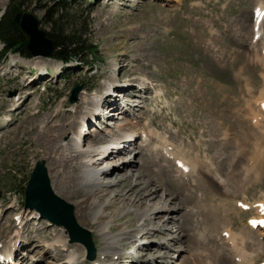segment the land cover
Instances as JSON below:
<instances>
[{
	"label": "rangeland",
	"instance_id": "374dc122",
	"mask_svg": "<svg viewBox=\"0 0 264 264\" xmlns=\"http://www.w3.org/2000/svg\"><path fill=\"white\" fill-rule=\"evenodd\" d=\"M18 1L23 13L36 16L41 29L50 32L53 27L50 17L45 8L39 7L53 8L57 17L65 0H47L38 6L34 0ZM261 1L78 0L65 6L63 13L64 17H72L73 20L68 19L72 21L70 27L75 25L78 30L89 21L87 37L99 50L97 59H90V66L77 63L65 66L54 57L30 54L5 56L0 42V242L15 234L19 215L29 221L18 237L15 255L18 264H74L67 261L73 252L77 255L75 264H193L191 260L199 256L211 264L221 262L220 253L226 251L222 249L223 240L220 241L224 238L222 226L240 236L248 227V218L256 213L255 209L243 211L238 201L250 204L264 201V160L258 163V155L264 151V112L258 102L264 98V64L258 57L263 55L264 36L253 44L252 12L259 2L264 3ZM11 2L0 0V14ZM53 69L56 71L51 72ZM35 76H40V81L44 76V81ZM141 83L149 87L145 88L146 93L140 92ZM113 84L126 88L115 90L113 97L121 91L135 93L124 99L116 96L117 100L111 101L115 105L118 101L128 104L134 113L124 119L111 118V123L102 127L97 114L89 126L95 129L87 135L118 127L129 133L136 129L146 132L151 126L158 130L155 135L152 132L146 135L148 146L139 139L135 150L123 152L125 157L121 159H136L131 160L133 167L122 171L108 169L102 177L95 174L89 177L85 171L87 159L77 161L71 144L78 129L85 125L93 95L106 94L108 98V89ZM127 84H134L131 86L134 90ZM77 87L82 91L72 103ZM14 93L22 96V100L15 102ZM165 138L182 149L193 163L202 160L201 170L197 166L195 171L196 180L195 173L185 177L189 182L181 180L186 189H191L189 193L208 198L209 209L215 206L213 215H202L195 202L173 209L172 196L159 188L165 175L171 180L176 175L173 163L169 165L163 158L165 154L155 146ZM49 139L54 142L49 144ZM86 140L85 148H97L95 160L100 148L109 144L98 138ZM62 145L68 151L59 149ZM134 151L138 154L131 157ZM50 154L55 161L66 159L77 165L81 180L76 189L97 193L91 201V221L77 220L92 235L93 260L86 250L71 243L64 228L52 225L50 220L39 217L38 210L31 211L25 206V190L38 162H44L51 182L47 161L54 166ZM254 156L256 164L252 161ZM115 160L110 158L108 163H116ZM144 165H150L148 171ZM142 169L147 173L143 177ZM66 170L71 171V164L59 168L61 175ZM208 175L214 177L217 185L205 189L200 178ZM127 176L132 177L133 183L142 182L150 192L160 189L159 196L138 206L134 196L125 195L117 184ZM97 177H101L100 182ZM219 183L224 184L223 190ZM173 185L175 191L182 192L181 186ZM62 199L73 205L76 218H80L75 201ZM158 215L160 219L163 217L161 223ZM184 219L193 221L191 230L177 231ZM143 229L158 239L161 246L148 244L137 250ZM212 234L217 243H213ZM57 237L61 243L51 246ZM260 239L264 242V236ZM228 245L230 248L231 244ZM263 260L264 255L257 263Z\"/></svg>",
	"mask_w": 264,
	"mask_h": 264
},
{
	"label": "bare ground",
	"instance_id": "6f19581e",
	"mask_svg": "<svg viewBox=\"0 0 264 264\" xmlns=\"http://www.w3.org/2000/svg\"><path fill=\"white\" fill-rule=\"evenodd\" d=\"M166 1H170L171 2L172 0H166ZM259 5L264 6V3H260ZM263 26H264V22H263ZM263 32H264V29L261 31V33H262L261 40H263V36H264ZM254 37H255V35H254ZM258 57H259V62L261 64H264V55L261 56V54H260V55H258ZM46 60L53 61L52 59H46ZM19 66H21V65H19ZM55 71H56V69H53L51 72H55ZM51 75L54 77L56 74H52L51 73ZM127 85L130 88H131V86H134V84L133 85L127 84ZM117 87H119V86L114 87V84L111 85L109 87V89H108V91H109L108 94H110L112 91L120 89V88H117ZM139 87H140L139 88L140 92L143 91L144 93L147 92L145 88H149L148 86H145V83H141ZM122 89L125 90L126 88H121L120 90H122ZM130 90L131 91L134 90V87H132ZM120 94L122 96H120ZM134 94L135 93H133V92H131V93L128 92L126 94V92L121 91L120 93L117 94V97L120 98V99L121 98L124 99L126 97V95H134ZM113 95H114V92L111 93L108 96V98L106 96L105 99H104V104H106V106H108V104H109V106H110V107L108 106L109 108L112 107V108L117 109V107H118V109L116 111H110V112H109L108 109H106V111H107L106 114H107V116H109V118L105 121V123H104L105 125H106V122L109 125V122L112 119H115V118H118V119L123 118L124 119L126 117V115H128V111L130 113L132 112V110L131 109L129 110V108H127V110H125V107H120V106H122V104H120L119 101L116 102V105L114 103L115 101L111 102L113 100ZM117 97L114 100H117ZM16 98L17 97H15V100H16ZM18 98H19V96H18ZM102 99L103 98L100 97V96L93 95V98H91V101L89 103V104L92 105V108H91L90 112H87V115H86L87 118H91V117L95 118V116L98 114L99 111L104 110L103 108L100 107V102H101ZM19 100H22V98H19L18 101ZM118 103H119L120 106L118 105ZM46 127H47V125H46ZM84 127L87 128L86 123H85V125H83L82 127H80L78 129V131H77L78 133L76 135V138L81 139L82 133H84V131H85ZM81 128H83V129L81 130ZM121 128L122 127L114 128V130H111V131H108V132H107V130H105L106 132H104V133L103 132L102 133L99 132L100 134L97 133L95 135H92V134L91 135H87L89 132L93 133V131L89 128V130L85 134L84 138L82 139V142L79 143L76 139L74 141H72V144H71L72 148L71 149L74 152L77 153V155L75 157V158H77L76 160L79 161V160L87 159V165H85L86 166L85 171L89 175V177L94 175V174L95 175H100L102 177L106 173V171H104V168H106V167H107V170L109 169V170H112V171H122L124 168L133 167V162H135L136 159L134 161L132 160L133 162L131 160L130 161L125 160V158L121 159V158L125 157V155H123V152H126L129 149L134 150L133 147H134L135 143H137V141L139 139H141V138L143 139L144 137L147 139V137H146V135H147L146 132L147 131L146 132L140 131L141 132L140 133L136 129V130H133L132 132L129 133V132L123 131ZM150 128H151L150 132L154 133V135H155L157 132H153V129L155 131H157L158 129H156L154 126H151ZM51 129H52L51 127L48 128V130H51ZM96 132H98V130ZM117 133H118V135H117ZM132 137L136 138L135 143H134L133 146H132V144L130 145V142L133 141L131 139ZM262 137L264 138V135ZM86 138L88 140L89 139H97L98 138V139H101V143H104V144L109 142V144L104 146V147H101V148L98 147V148H100V150L102 152L107 150V149H109L108 151H110L111 153H109L108 159L103 161V162H101V163L99 162V159L95 160L93 155H94L95 152H97V148L96 147L85 148L86 141H87ZM146 141H145L144 145L148 146V142H146ZM53 142H54V139H49V144H51ZM100 146H102V144ZM155 146L159 150H161L163 153H165L166 156L168 155L169 157L173 158V161L175 162V165H176V167L174 168L176 175H173L176 180L175 179L171 180L169 175H165L164 178L159 182V188H164L167 191V194L172 196L173 200L177 199V202L175 200H174V202H172L173 200L171 201V203H173V206H175L173 209H177V207H180V206H183V205L185 206V205H187V204H189L191 202H195L196 203V207L200 210L202 215H204V216L213 215L212 212H215V206L213 205L209 209L208 198L207 197L197 198L195 195L189 193L188 190L191 191V189L189 187L186 189L185 188V182L181 180V178L192 176L195 173L197 166H199V168L201 170V167H202L201 161L202 160L200 158H198L201 161L198 160V161H196V163L195 162L193 163L192 161H190L186 157V155H185V153H184V151L182 149L178 148V146H177V148H175L174 145L171 143V141L166 139V138H165L164 141H160L158 144L156 143ZM170 146L173 148L171 151H169V149H168ZM59 149H62L63 151L67 150V149H64L63 145L60 146ZM120 149H123V151L115 153V152H117ZM145 151L148 152L147 150H145ZM129 152L131 153V151H127L126 153H129ZM135 152L136 151L132 152L131 156H135V154H138L137 152L136 153ZM262 154L264 155V151L260 152L259 155L263 156ZM126 155H128V154H126ZM259 155H258V163L259 162L261 163L264 160V156L260 160V156ZM113 157H115V159H117V160L114 161L116 163H108L110 158H113ZM49 158L53 159V160H51V164L54 166V168H52L51 165H50V162L47 161L48 168H49V173H50V178H51L50 184H51V189H52L53 193L55 195L57 194V195L61 196L62 198L66 199L68 201L69 200H74L75 201L76 210H78L79 216H80V218L79 217H78V219L76 218V221L80 220V222H84V223L88 222V221H91L90 220V216H91L90 210H91V205H92L91 201L97 196V193L96 192H82L81 190L76 189V184H79V182L81 180V178L78 176L79 169L76 167L77 166L76 164L73 165V162L70 163L66 159L63 160V161H61V160L60 161H55L54 157L52 156V154H50ZM128 158H129V156H128ZM256 159H257V156H254L255 164H256V161H257ZM121 160H123L124 162H123V164L120 165ZM177 161H182L186 165L188 164V166L190 168L189 172L185 173L181 169H179L178 165H177ZM141 162H142V160H141ZM141 162H140V164H141ZM99 163L104 165V166L102 168H99L97 166ZM69 164H71V171L66 170L65 174L61 175L60 172H59V168H61V169L62 168H67V166ZM169 165H171V164L169 163ZM149 167H150V165L149 166L148 165H144V168L147 171L149 170ZM58 172L60 174L59 176L56 175ZM141 172H142V174L140 176H142V177H143L144 174H147L144 169H142ZM114 176H117V173ZM232 176H233V174H232ZM55 177L58 178V181L55 179ZM101 177H97L95 179H97L99 181ZM48 178H49V176H48ZM90 179L92 180V178H90ZM194 179L196 180V173H195ZM68 180H69V182H68ZM214 180H215L214 177H212L210 175L200 178L202 186L205 189L213 188V184L214 185L216 184V183H214ZM117 184L122 186L123 193L125 195H131V196L133 195L134 196V199H135L134 202H137L138 206H143L146 202L153 201L159 196L160 189L155 190L154 192H150V189L148 190L147 188L143 187V183L142 182L133 183V180H132L131 176H127V177H125L122 180L119 179L117 181ZM173 184H177L178 186H181L182 189H183L182 192L178 193V191H175L173 189V187H174ZM219 185L221 186V188L223 190L224 189V184L223 183H219ZM197 187H198V184H197V181H196L194 183V188L196 189ZM218 190H219V188H218ZM225 191H226V189H225ZM225 191H224V193L227 192V191L226 192ZM220 194H221V192H220ZM224 196H226V195H224ZM223 206H222V208H223ZM257 215H258V213H257ZM75 216H76V214H75ZM217 218H219L218 215H217ZM255 218H260V217L258 215ZM162 219H163V217H162ZM162 219H160V215L157 216V220L159 221V223L162 222ZM78 222L79 221H77V223ZM21 226H22V224H20V226L17 227V230L15 231L14 235H11L7 240L0 242V252L3 253L7 257V259L14 260L15 264H18V262L16 261V256H15L16 255V249L15 248L17 247L16 244H17V241L20 238L19 237L20 236V231H22V230H24L26 228L27 223H25V226H24L25 228L23 227L21 229ZM192 226H193V221H191L189 219H184L183 224L181 225V227L180 226L178 227L177 231H179V230L181 232H185L187 230L190 231ZM221 230H222V234L224 232H227L230 235H229V240H227L225 238H220V241L223 240V245H225L222 249H225L226 251L223 250L225 252L220 253L221 262L219 264H230V263L231 264H238L236 262V260H235L236 257L239 259V264H256L258 259L261 256L264 255V242H262L263 240L261 241V239H260V236L264 235V231L263 230H260V229L253 230L252 228L247 227V228L244 229L245 232L241 231L242 234L240 236L234 235L233 237H231L232 231L229 230V227L222 226ZM65 231H66L67 235H69V233L67 232L66 229H65ZM143 231H144V233L147 232L144 229H143ZM158 233H161V232H158ZM204 233L205 232H203V235H204ZM149 234H151V233H149ZM210 234H211V231H210ZM213 236H214V242L213 243H217V237L215 235H213ZM16 237L17 238L19 237V238L16 240ZM8 241H9V243L7 244ZM229 241H231V247L230 248L228 246V242ZM56 242L57 243H61V241H60V239L58 237H57V239H55V241L52 242L51 246L55 245ZM75 244L80 249H83L84 252H85V250L88 251L84 244H82V243H75ZM154 246H161V244L160 245H154ZM219 251H220V249H219ZM231 255H233V257ZM162 257H164V255ZM76 260H77V255L74 252L70 253L68 255V260L67 261H71V262H73L75 264ZM191 261H192L193 264H205V263L206 264H211L207 260L203 259L201 256L193 258Z\"/></svg>",
	"mask_w": 264,
	"mask_h": 264
},
{
	"label": "water",
	"instance_id": "95a60500",
	"mask_svg": "<svg viewBox=\"0 0 264 264\" xmlns=\"http://www.w3.org/2000/svg\"><path fill=\"white\" fill-rule=\"evenodd\" d=\"M14 22L28 38L26 47L31 56L46 58L53 56L55 50L53 41L48 37V32L41 29V21L36 16L28 12H19ZM80 91L81 87L74 90L72 103L77 101ZM25 204L27 208L38 210L43 217L65 228L69 233L71 243L84 244L88 250L89 259H94L95 246L91 233L77 223L73 205L53 193L44 162L36 164L29 179L25 191Z\"/></svg>",
	"mask_w": 264,
	"mask_h": 264
},
{
	"label": "trees",
	"instance_id": "16d2710c",
	"mask_svg": "<svg viewBox=\"0 0 264 264\" xmlns=\"http://www.w3.org/2000/svg\"><path fill=\"white\" fill-rule=\"evenodd\" d=\"M46 1L34 0L37 6ZM77 1L65 0L63 5H61L62 7L58 9L60 15L58 14L57 17V12L53 8L50 10L41 6L39 8H45L46 14L48 18L50 17V22L53 24L51 31L48 32V37L53 41L55 47L53 57L64 64L77 62L81 65H90V59H97L99 50L97 45L90 42L87 37L89 21H86L83 25L84 27L78 30L75 25L70 27L72 21L68 19L73 20L72 17H64L63 13L65 6L68 5L69 7V4H75ZM21 4V1L12 0L5 14L0 19V42L4 45L3 55L21 53L25 57H29L26 47L28 39L14 22L15 16L22 10Z\"/></svg>",
	"mask_w": 264,
	"mask_h": 264
}]
</instances>
